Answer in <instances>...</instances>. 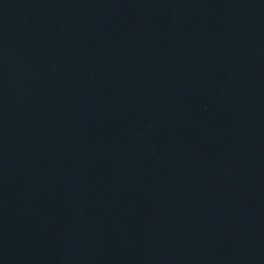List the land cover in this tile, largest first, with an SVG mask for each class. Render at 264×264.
<instances>
[{
	"label": "water",
	"instance_id": "1",
	"mask_svg": "<svg viewBox=\"0 0 264 264\" xmlns=\"http://www.w3.org/2000/svg\"><path fill=\"white\" fill-rule=\"evenodd\" d=\"M0 264H264V0H0Z\"/></svg>",
	"mask_w": 264,
	"mask_h": 264
}]
</instances>
